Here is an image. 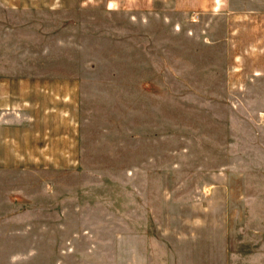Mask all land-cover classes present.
Returning a JSON list of instances; mask_svg holds the SVG:
<instances>
[{"label":"rangeland","instance_id":"obj_1","mask_svg":"<svg viewBox=\"0 0 264 264\" xmlns=\"http://www.w3.org/2000/svg\"><path fill=\"white\" fill-rule=\"evenodd\" d=\"M0 264H264V0H0Z\"/></svg>","mask_w":264,"mask_h":264}]
</instances>
